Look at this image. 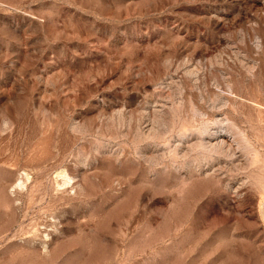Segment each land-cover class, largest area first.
<instances>
[{
    "label": "rangeland",
    "instance_id": "374dc122",
    "mask_svg": "<svg viewBox=\"0 0 264 264\" xmlns=\"http://www.w3.org/2000/svg\"><path fill=\"white\" fill-rule=\"evenodd\" d=\"M0 264H264V0H0Z\"/></svg>",
    "mask_w": 264,
    "mask_h": 264
}]
</instances>
